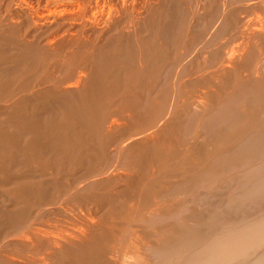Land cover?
<instances>
[{
    "label": "bare ground",
    "instance_id": "1",
    "mask_svg": "<svg viewBox=\"0 0 264 264\" xmlns=\"http://www.w3.org/2000/svg\"><path fill=\"white\" fill-rule=\"evenodd\" d=\"M0 264H264V0H0Z\"/></svg>",
    "mask_w": 264,
    "mask_h": 264
},
{
    "label": "rangeland",
    "instance_id": "2",
    "mask_svg": "<svg viewBox=\"0 0 264 264\" xmlns=\"http://www.w3.org/2000/svg\"><path fill=\"white\" fill-rule=\"evenodd\" d=\"M258 14V16L260 17L261 15L259 14V13H256V15ZM244 15H246V16H250L251 14L249 13H247V14H244ZM256 15H254L255 17H256ZM248 210V209H247ZM247 212V214H251L253 211L250 209V211H246ZM253 214V213H252Z\"/></svg>",
    "mask_w": 264,
    "mask_h": 264
}]
</instances>
